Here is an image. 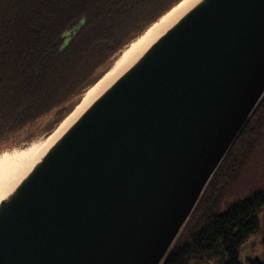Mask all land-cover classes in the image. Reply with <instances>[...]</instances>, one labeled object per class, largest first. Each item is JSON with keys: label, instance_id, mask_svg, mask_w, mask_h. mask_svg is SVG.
<instances>
[{"label": "water", "instance_id": "obj_1", "mask_svg": "<svg viewBox=\"0 0 264 264\" xmlns=\"http://www.w3.org/2000/svg\"><path fill=\"white\" fill-rule=\"evenodd\" d=\"M263 98L264 0H201L0 201V264H162Z\"/></svg>", "mask_w": 264, "mask_h": 264}, {"label": "trees", "instance_id": "obj_2", "mask_svg": "<svg viewBox=\"0 0 264 264\" xmlns=\"http://www.w3.org/2000/svg\"><path fill=\"white\" fill-rule=\"evenodd\" d=\"M180 1L0 0V152L54 129L122 50ZM262 143L264 99L162 264H264L241 260L244 243L260 228L264 190L208 214Z\"/></svg>", "mask_w": 264, "mask_h": 264}, {"label": "bare ground", "instance_id": "obj_3", "mask_svg": "<svg viewBox=\"0 0 264 264\" xmlns=\"http://www.w3.org/2000/svg\"><path fill=\"white\" fill-rule=\"evenodd\" d=\"M200 1L183 0L154 23L143 35L134 40L115 60L110 70L84 94L81 103L48 138V144L18 154L12 159L0 161V201L13 192L33 166L44 156L46 150L60 138L80 114L131 67L158 38Z\"/></svg>", "mask_w": 264, "mask_h": 264}, {"label": "rangeland", "instance_id": "obj_4", "mask_svg": "<svg viewBox=\"0 0 264 264\" xmlns=\"http://www.w3.org/2000/svg\"><path fill=\"white\" fill-rule=\"evenodd\" d=\"M58 127L59 124L51 131L42 132L37 138L20 147L0 152V161L44 147L48 144V138ZM262 145L264 144L262 143ZM260 146L254 149L253 156L244 159L237 175L225 183L224 188L216 194L208 214L224 211L231 203L244 199L256 191L264 190V146H262L263 148ZM259 221V230L242 247L241 260L243 262H249L254 257L264 260V208L259 213Z\"/></svg>", "mask_w": 264, "mask_h": 264}]
</instances>
